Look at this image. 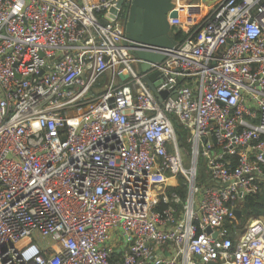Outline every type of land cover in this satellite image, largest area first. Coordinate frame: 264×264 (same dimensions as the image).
I'll return each mask as SVG.
<instances>
[{"label": "built area", "instance_id": "1", "mask_svg": "<svg viewBox=\"0 0 264 264\" xmlns=\"http://www.w3.org/2000/svg\"><path fill=\"white\" fill-rule=\"evenodd\" d=\"M117 1L0 0V264H264V0H171L146 72Z\"/></svg>", "mask_w": 264, "mask_h": 264}, {"label": "water", "instance_id": "2", "mask_svg": "<svg viewBox=\"0 0 264 264\" xmlns=\"http://www.w3.org/2000/svg\"><path fill=\"white\" fill-rule=\"evenodd\" d=\"M123 0L117 1V7ZM211 3L214 0H204ZM171 0H133L128 8V15L125 23V35L136 47L135 55L142 60L140 72H146L152 62H161L166 49L172 48L176 40L170 33L168 18L175 17L176 12L172 11ZM112 12L115 14L116 9ZM113 16V15H112ZM126 77L125 75L123 76ZM146 86L154 93L160 102L165 92H156V86L148 76L144 77ZM247 207V203H244ZM236 218H240V211L235 210ZM210 233V228L205 229ZM214 237L215 234H212ZM207 264H216L209 262Z\"/></svg>", "mask_w": 264, "mask_h": 264}, {"label": "trees", "instance_id": "3", "mask_svg": "<svg viewBox=\"0 0 264 264\" xmlns=\"http://www.w3.org/2000/svg\"><path fill=\"white\" fill-rule=\"evenodd\" d=\"M171 35L175 40H179L183 37V34L180 30L172 32ZM175 131L179 148L186 155H189L191 149V144L188 141L189 133L184 130L182 126L177 124L175 125ZM178 183V187L173 189L171 188V190H176L182 200H184L187 194V187L183 185V178L181 176L178 178ZM245 203H247V207L242 206L240 219L242 218L243 220L244 218L246 219L249 216L257 217L258 215H264V185L262 186V190L260 192L254 195L247 196L245 198Z\"/></svg>", "mask_w": 264, "mask_h": 264}, {"label": "crops", "instance_id": "4", "mask_svg": "<svg viewBox=\"0 0 264 264\" xmlns=\"http://www.w3.org/2000/svg\"><path fill=\"white\" fill-rule=\"evenodd\" d=\"M255 217H252V216H249L248 218H244L243 220H242V218L238 221V224L240 225V228L241 229H243V227H244V225L246 224V223H249V222H251L253 219H254ZM237 225V224H236ZM238 225V226H239ZM227 227V226H226ZM227 232H228V234H232V233H234V231L233 230H231V229H227Z\"/></svg>", "mask_w": 264, "mask_h": 264}, {"label": "rangeland", "instance_id": "5", "mask_svg": "<svg viewBox=\"0 0 264 264\" xmlns=\"http://www.w3.org/2000/svg\"><path fill=\"white\" fill-rule=\"evenodd\" d=\"M158 74L156 73V71H151L148 73V77L150 78L151 82L154 84L158 83V79H157ZM198 176H201V170L200 168L198 169Z\"/></svg>", "mask_w": 264, "mask_h": 264}]
</instances>
